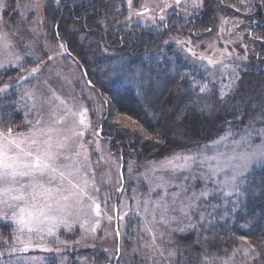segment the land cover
I'll return each instance as SVG.
<instances>
[{
  "label": "rangeland",
  "instance_id": "374dc122",
  "mask_svg": "<svg viewBox=\"0 0 264 264\" xmlns=\"http://www.w3.org/2000/svg\"><path fill=\"white\" fill-rule=\"evenodd\" d=\"M98 1L0 0V37L3 38L0 39V131L7 132L11 128L13 135L30 137L33 128L64 130L51 135L54 139L63 135L72 137L70 148L80 152L79 156L69 153L71 160L79 162L73 167L83 165L81 173L88 179V194L95 199L100 211L97 215L95 207H89L92 200L87 196L76 197L66 192L69 200L56 206L63 207V211L51 213L54 218L39 225L42 231L29 232L27 228L20 231L21 225L12 219V213H19V209H0V253L4 254L0 256V264H91L89 259L94 254L101 257L100 264H169L170 261L173 264L171 247L176 242L175 234L198 226L194 217L199 203L212 196L236 194H225L224 171L213 179H201L209 174V166L215 168L217 162L209 159L201 166L202 157L197 154L223 160L243 153L245 148L251 151L252 147L247 145H235L249 125L254 130L264 129V35L259 32L264 19L260 14H253L261 13L264 0H237V3L218 0L212 4L213 12H208L211 18L207 25L200 29H179L169 42L178 56L177 63L192 75L188 78L190 87L206 100H197L192 107L183 106L182 102L175 112L167 111L174 116L165 124L171 137L181 138L179 123H183L180 121L185 119L188 109L200 113V119L209 116L215 121L221 116L220 124L214 123L207 140L192 141L191 146L159 159H137L131 151L116 153L119 146L116 138H112L113 133L103 129L105 120L109 126L115 124L117 129L120 119L133 121L118 114L113 118V107L102 97L98 86H91L63 42L64 37H69L94 51L112 53L102 37L95 43L98 31L87 29L80 21L85 17L83 10ZM112 1L126 8L123 22H114V27L121 23L120 28L139 25L149 30L163 29L172 14H177L188 27L190 20L207 7V0H180V3L177 0H131V6L129 0ZM194 2L199 6L194 7ZM72 8L78 12L70 11ZM204 12L206 14L207 9ZM256 21L260 23L258 28L254 27ZM260 38L263 43L259 42ZM209 60L213 63L209 64ZM34 69L38 70L33 72ZM137 76L135 71V83ZM180 107L185 109L178 120ZM80 111H86V122L90 125L86 129L79 124ZM73 112L77 115L73 116ZM60 117L65 119L56 123ZM73 127L83 131V136H73ZM111 141H115L113 146ZM259 144L260 137L253 131L251 145ZM176 155H197L196 163L189 162L191 172L173 174L169 170L173 165L184 166L183 159L168 164ZM71 160L61 162L67 164ZM262 167L264 161L252 163L240 177L239 189ZM193 174L196 179L182 178ZM83 177L74 174L70 179L82 187ZM205 188L208 196L200 197L201 189ZM77 191L71 189V192ZM193 192L197 194L195 198ZM77 199L81 202L77 203ZM189 203H193L194 208L189 209ZM199 222H202L201 217ZM200 239L196 236L191 251L202 254L209 264H257L259 261L249 246L218 254L213 252V241ZM203 240L208 243L204 251ZM46 248L52 251H45Z\"/></svg>",
  "mask_w": 264,
  "mask_h": 264
},
{
  "label": "trees",
  "instance_id": "16d2710c",
  "mask_svg": "<svg viewBox=\"0 0 264 264\" xmlns=\"http://www.w3.org/2000/svg\"><path fill=\"white\" fill-rule=\"evenodd\" d=\"M216 1L207 0V7L199 12L197 20H190L188 27L177 14H172L161 30L143 29L139 25L118 27L125 18L126 8L112 0H100L82 9L85 17L84 20L80 17V21L87 29H96L99 35L93 40L96 43L102 37L101 40L107 42L112 53L104 54L98 49L94 51L88 45L82 46L73 38L63 36L67 53L81 66L91 86H98L102 97L113 107V118L118 114L135 121L133 124L120 119V127L117 129L115 124L109 126L105 120L103 129L109 130V134L113 133L112 138H116L119 146L115 149L116 153L131 151L137 159H159L191 146L192 141L207 140L214 123L220 124L221 116H217L215 121H211L209 116L200 119V113L193 109H188L185 119L180 121L183 123H179L182 126L181 138L171 137L165 124L174 116L173 112L168 114L167 111L175 112L177 105L182 102L183 106L186 104L192 107L197 100H206V97H199L196 89L190 87L188 78L192 75L177 63L178 56L169 42L179 29H200L207 25L211 18L208 12H213L212 4ZM230 1L237 3V0ZM71 10L78 12L73 8ZM253 14H260L264 19L263 8L261 13L257 11ZM119 21L121 23L114 27L113 23ZM256 22L254 27L258 28L260 23ZM262 27L259 32L263 36ZM259 42L263 43V39L260 38ZM135 71L138 72L136 83L133 82ZM180 108L178 120L182 118L181 112L185 107ZM115 141H111L112 146ZM198 208L194 217L198 226L195 225L185 233L178 229V234H175L176 242L171 247L174 253L173 264H209L203 260L202 254L197 255L191 251L196 236L201 237L200 240L206 238L213 241V252L218 254L233 251L242 245L249 246L259 257L257 264H264V167L246 179L239 194L212 196L202 200ZM198 217L202 218L201 223ZM202 242L204 251L208 243L205 244L204 240ZM89 260L91 264H100L101 257L94 254ZM217 261L218 258L214 262ZM169 264H172L171 261Z\"/></svg>",
  "mask_w": 264,
  "mask_h": 264
},
{
  "label": "snow or ice",
  "instance_id": "6c2138e0",
  "mask_svg": "<svg viewBox=\"0 0 264 264\" xmlns=\"http://www.w3.org/2000/svg\"><path fill=\"white\" fill-rule=\"evenodd\" d=\"M177 3H180V0H177ZM129 5L131 6V0H129ZM193 6L198 7L199 5L194 2ZM138 15H143V13H138ZM160 19L163 20L164 17L162 16ZM0 39L3 38L0 37ZM60 47L63 48L64 45L61 44ZM208 62L209 64L213 63L211 60ZM37 70L34 69L33 72ZM236 79H239V77L237 76ZM204 90L205 88H201V91ZM57 99L59 98L57 97ZM61 102L63 103V101ZM72 115L75 116L77 113L73 112ZM78 115L79 124L83 125L85 129L88 128L90 125L86 122V111H80ZM64 119V117H60L55 122L62 123ZM54 131L62 132L64 130H57L52 127H49L47 130L44 128H33L30 137L20 136L19 134L13 135L11 128L7 132L0 131V209L5 207L19 209V213H12V219L18 225H21L20 231H23L25 228L29 232L33 230L42 231L39 225L44 223L45 220L53 219L54 217L51 216V213L54 211H63V207L57 208L56 206L61 205V201L69 200V195L64 194L66 192L76 197L87 196L88 199L92 200V205L89 207L94 206L97 215H100L99 205L88 194V179L87 177H83L81 173L83 165L73 167L79 164V162L71 160L69 153L79 156L80 152H73L70 148L69 141L72 137L63 135L57 136L54 139L51 135ZM141 131L143 130L141 129ZM253 131H256V134L260 137V144L256 146L251 145ZM83 134V131H77L73 127V136H83ZM40 137L46 138L40 139ZM25 144H27V147L24 146ZM241 145L252 147V150L248 151L245 148L243 153L227 156L223 160L215 156L209 158L203 153H198L197 155L202 157L199 160L201 166L209 159L217 162L215 168L209 166V174L207 176H201V179H213L220 172L224 171L227 177L223 182V187L227 190L225 194L231 195L233 192L239 194L240 177L244 176L252 163L264 161V129L254 130L252 125H249L241 136V141L235 146L240 147ZM79 146L82 148L83 144ZM197 155H176L172 157L168 161L170 165L175 160L180 159H183L185 163L183 167L173 165L169 170L173 174L180 171L191 172L189 162L196 163ZM224 155L226 156L227 154ZM62 160H71V163L65 164L61 162ZM236 160H239L240 163L233 164L232 162ZM228 172H230V175H228ZM74 174H80L83 177L84 183L82 187L75 183L73 179H70ZM182 178L187 180L196 179L197 177L193 174ZM65 181L67 184H65ZM71 189H78V191L71 192ZM96 190L98 191V189ZM208 194L209 191L205 188L201 189L199 196L207 197ZM196 195L193 192L194 198ZM76 202L80 203L81 201L77 199ZM194 206L193 203L187 205L189 209L194 208ZM181 211H184V209L182 208ZM184 214L187 216V212ZM48 232L51 235L52 229L49 228ZM21 243H24V241L21 240ZM24 250L26 251L27 248ZM44 250L52 251V249L47 248ZM9 254H12L11 250ZM3 255V253H0V256ZM169 255H172V253H169Z\"/></svg>",
  "mask_w": 264,
  "mask_h": 264
},
{
  "label": "water",
  "instance_id": "95a60500",
  "mask_svg": "<svg viewBox=\"0 0 264 264\" xmlns=\"http://www.w3.org/2000/svg\"><path fill=\"white\" fill-rule=\"evenodd\" d=\"M122 166H123V162H121V166H120V176H121V181L123 182V176H122V173H121ZM116 214H117V212H116V209H115V215ZM117 237H118V233H117Z\"/></svg>",
  "mask_w": 264,
  "mask_h": 264
},
{
  "label": "flooded vegetation",
  "instance_id": "af4514ba",
  "mask_svg": "<svg viewBox=\"0 0 264 264\" xmlns=\"http://www.w3.org/2000/svg\"><path fill=\"white\" fill-rule=\"evenodd\" d=\"M257 23V22H256ZM106 264H109V263H106Z\"/></svg>",
  "mask_w": 264,
  "mask_h": 264
}]
</instances>
